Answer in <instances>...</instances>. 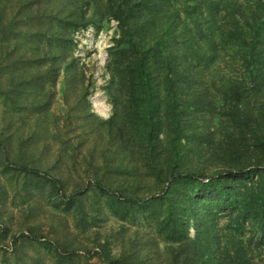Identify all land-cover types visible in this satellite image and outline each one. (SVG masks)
<instances>
[{"label": "trees", "instance_id": "1", "mask_svg": "<svg viewBox=\"0 0 264 264\" xmlns=\"http://www.w3.org/2000/svg\"><path fill=\"white\" fill-rule=\"evenodd\" d=\"M10 2L17 5L11 32L27 28L29 45L41 50L26 60L29 85L63 74L66 88L75 87L74 33L116 22L103 88L110 117L90 113L88 87L75 97L81 135L66 144L85 148L77 157L88 167V185L68 204L88 189L107 197L121 219L130 213L155 229L166 264H264V0H0V7ZM38 99L31 102L40 116L50 103ZM5 162L45 178L66 198L60 176ZM43 242L71 256L56 241ZM130 252L115 258L98 243L87 256L141 264Z\"/></svg>", "mask_w": 264, "mask_h": 264}, {"label": "rangeland", "instance_id": "2", "mask_svg": "<svg viewBox=\"0 0 264 264\" xmlns=\"http://www.w3.org/2000/svg\"><path fill=\"white\" fill-rule=\"evenodd\" d=\"M12 5L10 2L0 7L4 20L0 24V138L5 143V154L0 150V264H103L97 256H87L98 243H106L115 258L123 249H130L134 258H142L141 264H166V244L155 229L130 213L121 219L122 211L112 207L107 197L95 196L88 189L80 201L68 204L67 198L74 191L88 185L84 176L88 167L77 157L85 153V148L72 150L66 144L68 140L77 143L79 138L75 136L81 132V106L77 108L75 97L81 87H88L92 90L87 98L90 113L102 120L110 117L111 105L103 88L108 80L106 61L116 22L104 19L98 29L89 26L74 33L71 55L81 71L75 87L66 88L63 74L51 84L42 77V71L37 72L42 77L37 78L38 84L34 81L29 85L32 79L26 60L34 53L41 54V50L29 45L27 28H13L11 32V21H15L11 12L13 15L17 6ZM13 33L18 38L14 39ZM223 57L227 67L242 73L231 55L224 53ZM17 60L20 63L16 65ZM34 95L39 96L38 101L50 103L49 110L40 116L33 114L37 107L31 102ZM93 101L103 106V115L96 112ZM73 152L75 162L68 158ZM6 158L60 176L66 198L45 178L15 171ZM29 231L40 240L30 238ZM190 233L193 236V230ZM45 240L56 241L71 256L46 246Z\"/></svg>", "mask_w": 264, "mask_h": 264}, {"label": "bare ground", "instance_id": "3", "mask_svg": "<svg viewBox=\"0 0 264 264\" xmlns=\"http://www.w3.org/2000/svg\"><path fill=\"white\" fill-rule=\"evenodd\" d=\"M93 105H94V108H95V110H96V112L98 114H100V115L104 114L105 110H104L103 106L99 102L93 101Z\"/></svg>", "mask_w": 264, "mask_h": 264}]
</instances>
